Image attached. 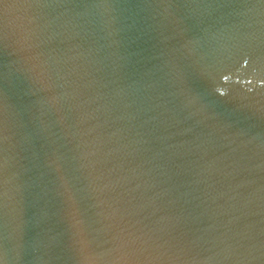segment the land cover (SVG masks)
I'll return each mask as SVG.
<instances>
[{"label":"water","instance_id":"water-1","mask_svg":"<svg viewBox=\"0 0 264 264\" xmlns=\"http://www.w3.org/2000/svg\"><path fill=\"white\" fill-rule=\"evenodd\" d=\"M0 264H264V0H0Z\"/></svg>","mask_w":264,"mask_h":264}]
</instances>
